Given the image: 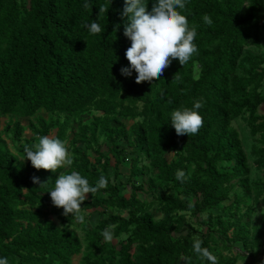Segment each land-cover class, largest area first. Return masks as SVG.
Listing matches in <instances>:
<instances>
[{"label": "trees", "instance_id": "trees-1", "mask_svg": "<svg viewBox=\"0 0 264 264\" xmlns=\"http://www.w3.org/2000/svg\"><path fill=\"white\" fill-rule=\"evenodd\" d=\"M83 4L0 0V118L9 119L0 130V255L10 264H71L83 251L79 264H185L186 257L189 264H209L192 249L199 238L218 264H264V216L252 225L253 204L245 202L264 193V177L249 181L241 139L230 125L246 116L251 153L264 170V37L258 28L264 0H187L182 11L198 26V53L183 65L173 59L159 78L139 83L135 70L127 77L120 72L129 64L125 51L131 44L120 16L124 0ZM205 13L212 25L202 20ZM92 19L105 25L101 33H89ZM251 47L256 53L248 51ZM199 98L202 127L196 134L177 135L170 113ZM82 115L91 118L85 122ZM22 119L30 137L22 134ZM42 135L68 139L73 164L56 172L34 168L24 148ZM99 136L108 143L107 154L98 148ZM168 153L175 159L168 161ZM140 155L155 174L148 182L153 193L148 202L137 197L142 185L131 184L144 175ZM127 161L126 198L118 167ZM177 169L185 171L184 182L176 180ZM71 170L93 184L100 175L109 178L106 188L81 203L83 210H111L84 228L83 239L69 229L74 221L81 225L71 214L64 215L61 227L48 218L62 208L48 190L59 172ZM33 176L45 183H33ZM236 185L243 195L226 204ZM108 225L117 245L101 235Z\"/></svg>", "mask_w": 264, "mask_h": 264}, {"label": "clouds", "instance_id": "clouds-1", "mask_svg": "<svg viewBox=\"0 0 264 264\" xmlns=\"http://www.w3.org/2000/svg\"><path fill=\"white\" fill-rule=\"evenodd\" d=\"M149 0H124L120 16L123 18V34L131 41L125 51L129 61L122 66L120 72L124 76H132L135 70L137 83L159 78L164 69L173 59H178L181 65L188 62L198 53L194 42L198 36V26L190 25L187 15L182 11L187 0H152V7L148 9ZM83 6H89V0H84ZM202 20L207 25L213 24L212 17L205 13ZM89 33H101L105 25L98 19L91 20L86 25ZM119 28V25L116 26ZM204 104L203 98L195 99L191 107L180 106L170 113V124L177 135L196 134L203 125V116L200 109ZM24 158L31 161L36 169H48L56 172L57 169L71 166L74 156L70 152L67 141L54 135H42L34 146L26 145ZM176 180L184 182L186 173L183 169L175 172ZM33 183L44 184L38 176L32 177ZM109 178L100 175L95 184L82 175L80 171L71 170L59 172L54 180V186L48 190L52 203L63 208V215L71 214L78 222H84L81 214V203L86 200L88 193H96L106 188ZM101 235L105 241L111 242L114 238L113 226L105 227ZM193 251L201 258H206L209 264H218V258L203 246L202 239H195ZM189 264L190 257L183 258ZM0 264H10L8 257L0 255Z\"/></svg>", "mask_w": 264, "mask_h": 264}, {"label": "rangeland", "instance_id": "rangeland-1", "mask_svg": "<svg viewBox=\"0 0 264 264\" xmlns=\"http://www.w3.org/2000/svg\"><path fill=\"white\" fill-rule=\"evenodd\" d=\"M263 24H264L263 21L259 22L258 28H259V30H261L259 32L260 36L264 37ZM248 51L250 53H256V49H254V47L248 48ZM262 91H264V81H263V85H262ZM39 114L45 118H47V116H48V114H46L43 110H40ZM92 114H94V112ZM90 118H91V115H82V120L85 122L90 120ZM8 120L9 119L7 117L0 118V130L4 127L5 124H7ZM21 122L24 126V130L22 132L23 136L24 137H30L29 132L26 130L27 119H22ZM124 123L127 127L131 124V122H126V121ZM230 125L233 129H235L238 132L239 137L241 139L242 149H243L244 154L247 157V162H248V165L250 168V173L248 176L249 181L253 183V182L263 178L264 177V170L258 169V167L256 166V159L253 157V155L251 153L253 141H252V138L250 137L249 131L246 127V116L244 115L240 118L234 119L233 121H231ZM70 137L71 136L69 135V138ZM66 141L68 144V139ZM7 144H8V148L10 149V151L12 153H14L13 148L11 146V143L9 141H7ZM98 148L103 154H107L108 143L106 142V140L104 139L103 136L98 137ZM128 151H130V149H128ZM165 157L167 158L168 161L175 159V156L173 153H168L165 155ZM129 158H131L130 155L128 156V159ZM128 162L129 161L122 163L118 167V172H119L118 180L122 184V186L120 187V194H122L126 198L129 197V194H130V191L128 189H126V187H125L127 185L128 175H129ZM110 164H111V166H113V164H114V161L112 159L110 161ZM231 165H232V163L226 164L225 167L227 168V167H230ZM138 168H141V170L144 172V175H139L137 177H133L131 179V182H132L131 184H134V185H140L141 184L142 185V191H139L136 193L137 197L140 201L148 202L151 200L152 195H153L152 191L150 189H148V182L155 175L154 170L150 168L149 161L144 155H140V157H139ZM110 175L112 177V170H110ZM233 195H238V196L243 195V190H242L241 186L236 185L231 190L230 199H229V201L226 202V204H229V202L233 198ZM86 196H87V198H86L87 200H90L92 198V195L90 193L86 194ZM263 198H264V193L259 198H257V200L255 199V201H253V197H251V196L250 197L248 196L245 198L246 204H248V205L253 204V213H252V222H251L252 225H257L259 222L260 216H264ZM242 210H243V207H242ZM110 212H111V210L106 209V210H104V214H101L100 212L97 213V212H94L93 210L81 209V214L85 216L84 222H82L81 225H76L75 221H74L73 224L69 227V229L75 231L77 233V235L80 237V239H83L84 228L93 227L96 224V222H98L101 218H104ZM214 213H217V211H214ZM118 214L123 216V217H126V213L124 211H118ZM152 214L154 215V217L157 220L160 218V215L157 212H155L154 210H152ZM48 218L59 227L65 226V221H64L65 217L63 215V209L62 208L55 209V212L51 213V215ZM122 238H124V236H122ZM118 240H119V238L118 239L113 238V240L111 242L107 241L106 243L108 245H117ZM236 245L240 246L239 244H236ZM82 254H84V251L81 254L73 256L71 264H79V262L83 256ZM247 261H248V259L245 261V263ZM237 264H242V263L238 262Z\"/></svg>", "mask_w": 264, "mask_h": 264}]
</instances>
